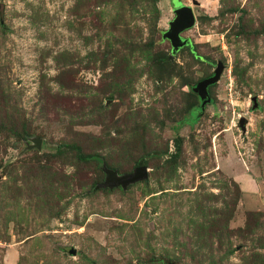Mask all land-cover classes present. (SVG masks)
Segmentation results:
<instances>
[{
  "label": "rangeland",
  "instance_id": "374dc122",
  "mask_svg": "<svg viewBox=\"0 0 264 264\" xmlns=\"http://www.w3.org/2000/svg\"><path fill=\"white\" fill-rule=\"evenodd\" d=\"M0 264H264V0H0Z\"/></svg>",
  "mask_w": 264,
  "mask_h": 264
},
{
  "label": "water",
  "instance_id": "95a60500",
  "mask_svg": "<svg viewBox=\"0 0 264 264\" xmlns=\"http://www.w3.org/2000/svg\"><path fill=\"white\" fill-rule=\"evenodd\" d=\"M194 4L198 5L197 1H193ZM175 17L169 22V27L163 32V37L168 39L172 47V53H175L184 45L189 43V39L182 37L181 33L195 24V15L191 5L183 4L178 2L174 4ZM223 71V64L217 62L213 71V74L200 80L194 87L193 90L198 94L202 100V106L210 100L208 93V86L216 83L220 78L221 72ZM245 118L240 120L241 127H244ZM107 178L102 183V186L114 187L122 186L126 187L128 184L143 180L147 178L148 170L145 165L137 166L134 171L130 174L118 176L115 171L107 170ZM75 251L73 250V253Z\"/></svg>",
  "mask_w": 264,
  "mask_h": 264
}]
</instances>
